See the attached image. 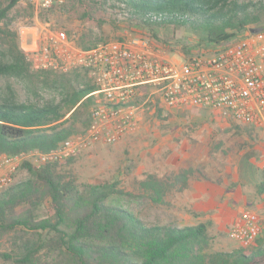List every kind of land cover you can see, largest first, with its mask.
Returning a JSON list of instances; mask_svg holds the SVG:
<instances>
[{
    "label": "trees",
    "instance_id": "16d2710c",
    "mask_svg": "<svg viewBox=\"0 0 264 264\" xmlns=\"http://www.w3.org/2000/svg\"><path fill=\"white\" fill-rule=\"evenodd\" d=\"M20 0L0 5V24ZM127 18L146 28L172 26L199 35L207 47L240 37L246 30H264V0H116ZM17 34L0 28L4 59L0 77L42 78L48 71H33L18 45ZM82 48H89L80 45ZM76 73V72H74ZM71 74V73H70ZM59 101L43 105L19 103L13 95L0 100V152L16 155L29 150L46 153L65 139L78 134L81 109L93 104L95 87L72 88L67 74L60 75ZM159 112V111H158ZM157 112V116L159 115ZM82 124V132L88 119ZM248 132L251 127L230 122ZM27 170L24 181L0 194V242L8 251L0 259L8 264H264V236L250 252H212L209 223L191 226L148 225L137 215L112 204L122 195L116 185L79 184L73 171L75 157ZM188 172L158 176L144 173L139 181L142 195L163 206L172 188L186 187ZM264 197V174L255 185Z\"/></svg>",
    "mask_w": 264,
    "mask_h": 264
},
{
    "label": "rangeland",
    "instance_id": "374dc122",
    "mask_svg": "<svg viewBox=\"0 0 264 264\" xmlns=\"http://www.w3.org/2000/svg\"><path fill=\"white\" fill-rule=\"evenodd\" d=\"M62 1L45 10L33 0H20L8 12L0 28L15 32L19 47L23 28L49 23L55 29L64 30L79 46L89 48L143 33L162 57L174 61L191 58L199 52L209 54L215 48L201 43L199 35L187 28H146L127 18L116 0ZM0 5L5 6V0H0ZM3 52L0 40V62L4 59ZM60 75L50 74L48 84H43L42 78L26 81L0 77V100L13 95L19 103L30 105L57 102L63 91L62 83L52 82L61 80ZM65 77L70 79L73 89L89 84L87 77L79 72ZM91 108L90 103L79 112L78 134L82 133L81 123L87 121ZM157 112L145 113L140 128L120 142L97 144L81 151L72 165L79 184L116 183L124 193L112 197V204L133 212L148 225L185 227L209 223L212 252L256 249L257 241L250 248H242L229 237V231L249 212L260 227L258 239L264 236V197L255 189L264 174V131L248 132L241 126L236 128L230 122L216 120L208 111L194 108L167 117L160 112L157 116ZM181 170L188 172L186 187L182 191L178 190L179 186L172 188L165 197V205H155L141 196L139 181L144 173L163 176ZM27 176V170L20 169L14 184ZM197 194L201 196L198 198ZM7 251L8 244L1 241L0 253ZM0 264L8 263L0 259Z\"/></svg>",
    "mask_w": 264,
    "mask_h": 264
},
{
    "label": "built area",
    "instance_id": "2783aa9c",
    "mask_svg": "<svg viewBox=\"0 0 264 264\" xmlns=\"http://www.w3.org/2000/svg\"><path fill=\"white\" fill-rule=\"evenodd\" d=\"M33 1L45 10L63 2ZM20 35V49L33 71L79 72L96 89L90 94L93 104L81 134L46 153L36 149L16 155L0 152V194L14 184L23 163L39 168L97 144H116L140 128L145 113L155 110L167 117L194 108L212 113L223 123L264 131V30H248L209 54L199 52L178 61L162 57L143 33L90 48H82L49 23L25 27ZM260 232L253 216L245 212L232 225L229 237L250 248Z\"/></svg>",
    "mask_w": 264,
    "mask_h": 264
},
{
    "label": "crops",
    "instance_id": "0c3cea01",
    "mask_svg": "<svg viewBox=\"0 0 264 264\" xmlns=\"http://www.w3.org/2000/svg\"><path fill=\"white\" fill-rule=\"evenodd\" d=\"M198 110H199V109H198ZM196 196L199 198L201 195H200V194H197Z\"/></svg>",
    "mask_w": 264,
    "mask_h": 264
},
{
    "label": "water",
    "instance_id": "95a60500",
    "mask_svg": "<svg viewBox=\"0 0 264 264\" xmlns=\"http://www.w3.org/2000/svg\"><path fill=\"white\" fill-rule=\"evenodd\" d=\"M252 32H254V30H252Z\"/></svg>",
    "mask_w": 264,
    "mask_h": 264
}]
</instances>
